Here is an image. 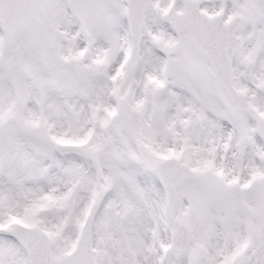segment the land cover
<instances>
[{"label": "snow or ice", "instance_id": "1", "mask_svg": "<svg viewBox=\"0 0 264 264\" xmlns=\"http://www.w3.org/2000/svg\"><path fill=\"white\" fill-rule=\"evenodd\" d=\"M0 264H264V0H0Z\"/></svg>", "mask_w": 264, "mask_h": 264}]
</instances>
